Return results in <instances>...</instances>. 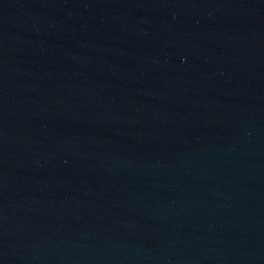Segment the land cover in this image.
<instances>
[{"label":"water","instance_id":"obj_1","mask_svg":"<svg viewBox=\"0 0 264 264\" xmlns=\"http://www.w3.org/2000/svg\"><path fill=\"white\" fill-rule=\"evenodd\" d=\"M0 264H264V0H0Z\"/></svg>","mask_w":264,"mask_h":264}]
</instances>
